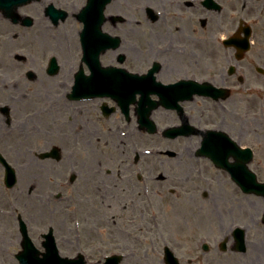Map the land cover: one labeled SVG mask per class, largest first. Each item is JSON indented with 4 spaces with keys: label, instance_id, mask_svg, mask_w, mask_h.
<instances>
[{
    "label": "flooded vegetation",
    "instance_id": "obj_1",
    "mask_svg": "<svg viewBox=\"0 0 264 264\" xmlns=\"http://www.w3.org/2000/svg\"><path fill=\"white\" fill-rule=\"evenodd\" d=\"M87 4L88 0H29L18 6V15L14 17L0 11V152L14 166H34L39 176L47 175L51 186L38 194L50 201L72 203L78 199L90 205L91 200L101 199V204L103 201L105 205H112L115 199L142 194L149 204L152 203L150 178L144 176L150 167L149 150L136 149L132 161L127 152L114 160L111 154L112 160L106 162H113L114 167L103 170L104 157L109 155L103 156V147L114 149V132L151 135L147 126L141 127L138 122L139 104H130L128 120L114 96L98 93L88 96L74 89L77 77L90 73L81 41V34L87 32L84 14ZM51 6L57 9L56 20L50 13ZM263 19L264 0H111L104 8L101 23L97 22L92 30L96 35L114 38L112 45L100 52L102 66L121 67L130 73L148 76L156 83L198 81L226 87L235 83L233 87L237 89L236 83L239 87L244 83H264V37L259 38L262 45L259 50L253 51V37L258 35L255 25ZM247 29L252 33V45L244 56H238L236 46H229L226 40L243 38ZM50 36L52 41L48 44ZM54 60L58 66L56 73L49 74L48 68ZM35 81L38 83H31ZM235 90L227 99L220 100L228 107L211 97L194 96L178 100L180 108L162 104L160 94L152 91L149 98L153 101L145 102L143 111H149L160 129L182 124L183 117L193 125L207 119L212 129L225 131L239 146L252 149L249 166L260 178L264 175V130L248 124L246 90ZM260 91L264 96V89ZM235 93L238 97L230 101ZM199 99L202 105H198ZM158 120L165 122L164 127ZM122 125L126 129L122 130ZM156 135L169 140L161 133ZM196 137L200 142V137ZM199 145L189 147L188 153H184L192 159L189 169L196 168L202 179L204 168L198 165L199 159H205L211 167L222 171L212 160L197 154ZM152 149L162 155L166 148L152 146ZM45 153L48 156H43ZM246 157L247 154L238 153L228 159L241 163ZM126 162L131 174L128 178L122 170ZM135 165L137 175L133 179ZM223 171L227 180L236 184L230 170ZM79 177L83 190L78 187L75 191L73 183ZM241 191L244 195L258 196ZM118 205L122 210L125 208L121 203ZM239 205L236 201L231 207L239 208ZM257 208L254 202L252 209ZM101 209L100 205L96 215ZM262 214V217L251 214L248 221L253 222L232 223L220 228V235L208 236V249L203 251L208 256L206 260L202 257L203 261L206 264H264ZM100 223L93 225L94 228L101 229ZM238 228L244 232L240 247ZM92 234L88 232V237L93 239ZM89 243L88 246H96ZM198 258H191V264H200Z\"/></svg>",
    "mask_w": 264,
    "mask_h": 264
},
{
    "label": "rangeland",
    "instance_id": "obj_2",
    "mask_svg": "<svg viewBox=\"0 0 264 264\" xmlns=\"http://www.w3.org/2000/svg\"><path fill=\"white\" fill-rule=\"evenodd\" d=\"M255 32L258 35L256 38L253 37L255 41L253 51L259 50V38L264 37V19L255 25ZM49 41H52L51 36L48 44ZM60 41L62 42V39ZM54 43L56 45L57 41L55 40ZM45 47H48L46 43ZM216 84L220 85V83ZM236 84L235 91L243 88L246 90L245 116L248 124L263 131L264 96L260 90L264 89V83H244L241 87L238 83ZM235 97H238L237 93L232 95L230 101ZM198 102V105L203 103L202 99ZM220 102L228 107L226 102ZM230 107H233L232 103ZM215 108L219 109V105L215 104ZM215 118L218 121L220 117L217 115ZM167 122L171 121L167 120ZM158 123L164 127L165 122L160 123L158 120ZM197 125L202 128H212V124L208 123L207 119L196 121ZM121 128L126 129L123 125ZM198 143L196 136L164 141L156 135L136 133L133 138H130L114 132V153L111 147H103V156L109 154L103 160L104 172L114 167L113 162H106V160H112L111 154L114 160L118 159L121 152L126 151L129 156H132L128 157L132 161L135 155L134 150L138 147L163 146L166 148L162 155L149 158V172H145V175L150 178L152 190L150 196L152 203L149 204L142 194H134L133 198L129 199L118 201L115 199L112 205H105L103 201L101 204V199L91 200L90 205L85 202L86 200L80 203L78 199L72 203L69 200L65 201L66 203L59 200L47 203L45 199L35 195L50 188L51 183L47 175L39 176L38 169L34 166H15L18 182L15 187L8 188L4 185V168L0 166V208L4 211L0 213V264H19L16 253L22 248L18 213L32 220L30 234L40 249H43L41 234L52 227L62 255L75 256L81 248H86L87 253L92 251L91 258H98L112 252L123 253L125 258L119 264H165L163 249L167 242L173 247L182 264H191L190 258L199 259L198 256L201 259L200 264H206L208 254H203L199 246L201 239L220 235L219 229L227 228L232 223L240 222L244 225L253 222V220L248 221L251 214H260L259 217H262L264 204L263 199L258 196L244 195L236 184L227 180L225 171L214 169L205 159H199L198 165L204 168L202 179L196 173V168V170L194 168L190 170L189 165H192V159L184 153H188L189 147H195ZM192 158L196 159L194 155ZM84 167L87 168V166ZM128 168V162H126L122 169L125 170L123 174L127 175L126 178L131 175ZM83 175H85L84 172ZM132 175L135 179L136 165ZM159 175H164V179L158 180ZM182 177L186 179L183 180ZM260 178L264 179V175L262 174ZM81 182L82 179L79 177L78 181L73 183L75 191L78 187L80 191L83 190ZM157 192H160L162 196L155 195ZM236 201L240 202L239 208L231 207V204ZM254 202L258 204L257 210L252 209ZM118 203L123 204L125 209L119 208ZM100 205L102 209L96 215L95 212ZM99 223L101 229L94 228L93 225ZM88 232L93 233L91 236L95 235V237L89 238ZM254 233V231L251 232L252 237ZM260 233L264 237V232ZM89 242L96 246H88ZM202 257L205 258L204 261Z\"/></svg>",
    "mask_w": 264,
    "mask_h": 264
},
{
    "label": "water",
    "instance_id": "obj_3",
    "mask_svg": "<svg viewBox=\"0 0 264 264\" xmlns=\"http://www.w3.org/2000/svg\"><path fill=\"white\" fill-rule=\"evenodd\" d=\"M91 1H93V4L95 6L96 2L97 3L98 2L107 3L109 0H107L106 2L103 0H91ZM17 3H19V0H0V10H4L6 14H10L15 9L16 7L15 5ZM91 13L92 11L89 13V15ZM103 38H104L103 39L104 41L110 42L109 41L110 39L107 36H103ZM84 41L88 45L87 46L88 54L90 55L89 44L91 43L99 44L101 42V39L91 41L89 38H87ZM245 45L246 46L244 48L248 49L249 48L248 40L246 41ZM89 62H90L92 73L91 75L87 76L88 86L94 89L95 88L99 89L100 85L98 83H103L102 85L103 88H106V87L110 88L111 83H114V97L117 98L121 102V104H123L122 100L124 99V96L128 93H130L131 96L134 98L136 93L140 92L142 93L143 100L145 99L146 96H148L144 94L145 87H147V84H148L145 82L144 77L125 73L123 69L101 67L97 54L94 55L93 59L91 57L89 59ZM111 75L114 77V79L111 77ZM78 80H80L79 77H78ZM91 83H95V84L89 85ZM156 85L160 86L161 88L164 87V85L161 83H156ZM175 86L179 87L177 88V91H180L181 86L179 85H175ZM133 87L134 89H132ZM190 87L192 88L193 91L198 92L199 94H204V95L213 94L216 98H219L220 96H226V94L224 93L225 90L223 88L214 87L210 83H203V84L192 83L190 84ZM130 89H132L133 91ZM154 130H155V127L152 126V131ZM171 131L173 130H170V129L166 130L165 134L167 135L172 134L171 136H175L177 134L176 132L172 133ZM213 134H214L213 132H210V136H213ZM210 136L206 135L203 141V144H204L203 149L205 150L207 154H211L213 152L217 153L220 150V148L217 146L221 144V142L223 141V138H221V136H217L218 138L216 137V139L214 138L212 142L215 145L217 144V146L212 147V146H209L212 140L210 139ZM208 147H210V150H208ZM6 165H7L6 182L9 186H12L14 185L16 181L15 171L10 165L8 164ZM240 184L245 186L248 189V191H257L260 194H264V183H258L257 181L252 179L249 181H241ZM21 230H22L23 237H24L23 238V251H21L17 255L20 259L21 264H85V260L82 255H79V257L77 258L62 257L56 246L55 238L52 235V231H50L49 234L45 235V237H47V241L44 242V246L46 247V252L43 253V257H40V254L42 252L38 248H36V246L32 242L28 234L27 226L24 221H21ZM120 259H121L120 256L109 257L107 259L106 264H118ZM167 262L169 264H178L177 259L173 255L167 259Z\"/></svg>",
    "mask_w": 264,
    "mask_h": 264
}]
</instances>
